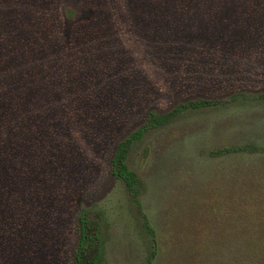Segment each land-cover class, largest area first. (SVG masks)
Returning a JSON list of instances; mask_svg holds the SVG:
<instances>
[{
  "label": "rangeland",
  "instance_id": "374dc122",
  "mask_svg": "<svg viewBox=\"0 0 264 264\" xmlns=\"http://www.w3.org/2000/svg\"><path fill=\"white\" fill-rule=\"evenodd\" d=\"M40 2L0 0V264H74L83 210L100 264L152 249L151 264H188L233 184H264V21H240L264 0ZM195 100L217 103L128 152L134 198L111 173L117 143ZM247 143L255 154L215 152Z\"/></svg>",
  "mask_w": 264,
  "mask_h": 264
},
{
  "label": "trees",
  "instance_id": "16d2710c",
  "mask_svg": "<svg viewBox=\"0 0 264 264\" xmlns=\"http://www.w3.org/2000/svg\"><path fill=\"white\" fill-rule=\"evenodd\" d=\"M34 1L35 4L41 3V0ZM245 10L246 12L241 16L246 15V17L240 21H248L250 15L252 21H264V11L261 6L260 8L251 6ZM184 11L190 13L188 9ZM216 103V101L195 100L179 103L165 113L149 112L139 128L117 143L111 159V173L122 180L127 191L136 198L141 181L126 162L128 152L134 143L139 141L148 130L172 121L187 109H197ZM254 148H257L256 144L247 143L218 149L215 152L255 154ZM232 188L235 194L231 198L217 201L216 209L211 213L213 220L205 223V228H201L190 237L193 241L199 240L200 246L197 253L190 250L194 247L186 250L188 264H264V184L254 177L247 176L241 181H236ZM88 213V210H83L78 215L79 238L74 264H100L103 259L98 227L92 223ZM144 226L151 234L153 233L147 224L144 223ZM154 251L152 249L144 264H151Z\"/></svg>",
  "mask_w": 264,
  "mask_h": 264
}]
</instances>
